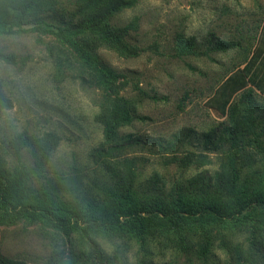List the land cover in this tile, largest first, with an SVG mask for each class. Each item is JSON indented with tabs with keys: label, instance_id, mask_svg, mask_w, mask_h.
Returning <instances> with one entry per match:
<instances>
[{
	"label": "rangeland",
	"instance_id": "obj_1",
	"mask_svg": "<svg viewBox=\"0 0 264 264\" xmlns=\"http://www.w3.org/2000/svg\"><path fill=\"white\" fill-rule=\"evenodd\" d=\"M82 1L51 5L70 19ZM18 2L0 0V15ZM34 18L25 32L0 35V54L9 59L0 58V188L17 181L24 195L45 192V207L58 205L77 226L68 243L41 218L14 213L6 222L12 210L0 202V257L26 264H264L260 206L234 220L204 221L203 230L197 217L183 218L179 232L134 213L154 198L183 207L214 201L218 196L204 195L199 184L216 176L264 189V0H138L109 21L137 56L123 58L105 46L95 52L115 72L111 91L91 82L96 68L67 40L31 30ZM45 20L55 28L68 25L57 14ZM188 40L201 54H176L177 43ZM220 42L228 45L217 49ZM237 71L235 85L247 84L222 114L210 107L223 104L213 96ZM113 108L116 117L130 119L107 134L104 119ZM244 117L235 143L226 129ZM48 134L58 144L39 154ZM133 157L140 159L129 171L125 161ZM172 157L179 162L166 165ZM111 199L126 214L119 228L87 218L86 209L100 213ZM202 237L210 242L206 263L196 258Z\"/></svg>",
	"mask_w": 264,
	"mask_h": 264
},
{
	"label": "trees",
	"instance_id": "obj_2",
	"mask_svg": "<svg viewBox=\"0 0 264 264\" xmlns=\"http://www.w3.org/2000/svg\"><path fill=\"white\" fill-rule=\"evenodd\" d=\"M53 0H19L18 3L13 6H6V10L0 15V35H13L19 32H25L27 20L36 16L34 18L35 26L31 30H35L42 33L53 34L56 37L62 38L69 42L71 48L78 54V56L83 59L89 67L93 65L96 68V75L91 78V82L96 84L99 88L105 91H111L114 86V81L116 79L115 72L102 65L98 62L95 57L96 49L99 47H107L114 51L117 55L123 58H135L137 56L136 50L129 46V44L123 38L122 33L117 29H114L109 21L119 12L132 8L138 0H83L79 4L75 13L73 12L69 17L64 16L62 13H58V10L51 5ZM62 16V18H67L68 25L62 28H55L53 26L47 25L45 19H53L55 15ZM82 18L81 22L75 23L74 18ZM77 35L75 39H70L68 36ZM228 43L220 42L216 45L217 49L224 48ZM176 54L178 56L189 55H199V53L194 46V43L190 40L179 41L177 43ZM0 58L9 60L0 54ZM88 67V68H89ZM240 75V71L235 72L233 75L228 77L222 85L216 90L213 97H219L223 104L221 107H214L221 111L222 114L227 109V113L230 112L232 98L234 94L240 89L244 88L247 82H243L241 85L237 86L234 83V79ZM84 77V76H81ZM80 77V78H81ZM225 91V92H224ZM11 104L8 102V107ZM116 110L113 108L105 115V126L108 131L112 132L114 125L119 121H128L130 119L129 115L125 118L116 117ZM125 119V120H124ZM247 122H245V117L239 122L234 124L231 129H226V134H228V139L237 142L240 141L241 134H244V127ZM253 123H255L253 121ZM58 137L53 134H48L45 137L44 144L38 149L39 154H43L46 148H54L58 144ZM138 157H133L126 159L125 165L129 171H132L138 165ZM179 162L177 158L172 157L165 161V164ZM184 162V161H183ZM187 164V162L185 163ZM228 176L219 177L216 176L215 182L211 183V179H207L205 182L199 184V188L204 195L209 193H214L218 198L211 202H189L183 206L176 205L177 203L171 200L169 203L171 205H163V199H153L150 205L143 204V207L136 209L134 213L137 216L140 214H145L151 218L154 222L157 220L161 222L164 229L170 232L183 231L184 221L183 218L197 217L196 223L200 230H203L204 221L209 223V220L219 221V220H234L249 212L255 206H260L264 208V189L254 190L252 185H249L250 180L242 186H235L233 183L229 182ZM25 189H27L25 187ZM23 190L20 183L14 181L10 183L9 186L3 185L0 188V202L2 204L10 207L12 211H7L3 219L6 222L13 221V215L26 216L29 219L41 218L48 226L59 230L66 242H70L71 235L74 232L75 226H77V220L74 224L70 223V219H65L60 214V209L58 205L54 203L49 204V208L45 207L43 204L45 202L46 193H30L26 192L23 194ZM161 191V190H159ZM239 194L241 200L237 199L233 203L229 200L230 197ZM119 201L111 199L108 201L100 213H93L89 209L85 210V215L95 218L98 225L101 227H106L108 229H116L120 226V219L125 216L121 211ZM130 209L133 210L132 207ZM144 222H147L145 220ZM135 227H139V222H135ZM140 232V231H139ZM251 245H256L253 239H250ZM209 240L202 237L198 243V249L196 258L200 262L206 263L209 259ZM219 245L223 248L227 247V242L223 236L219 237ZM101 260L103 259L102 253L98 252ZM53 261V260H52ZM88 262V260H85ZM59 262L53 263L51 261L45 264H58ZM0 264H26L21 260H12L0 257Z\"/></svg>",
	"mask_w": 264,
	"mask_h": 264
}]
</instances>
